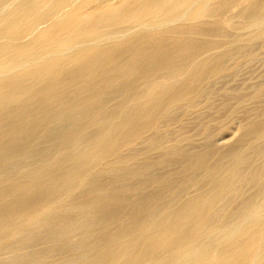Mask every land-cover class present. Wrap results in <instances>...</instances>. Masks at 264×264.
<instances>
[{"label": "bare ground", "instance_id": "bare-ground-1", "mask_svg": "<svg viewBox=\"0 0 264 264\" xmlns=\"http://www.w3.org/2000/svg\"><path fill=\"white\" fill-rule=\"evenodd\" d=\"M263 61L264 0H0V264H264Z\"/></svg>", "mask_w": 264, "mask_h": 264}, {"label": "rangeland", "instance_id": "rangeland-1", "mask_svg": "<svg viewBox=\"0 0 264 264\" xmlns=\"http://www.w3.org/2000/svg\"><path fill=\"white\" fill-rule=\"evenodd\" d=\"M109 1H111V2H114L115 0H109ZM238 9V7L237 8H235L232 12H226V13H224L223 15H222V19L223 20H226V19H228L231 15H233L234 14V12H236V10ZM235 19L234 18H231V21L233 22ZM232 30V29H231ZM26 39V38H25ZM24 40V39H23ZM255 65V66H254ZM254 65H252L253 66V70H255V71H258V72H261V71H263L264 70V61L261 63V62H258L257 64H254ZM255 68V69H254ZM259 68V69H258ZM262 68V69H261ZM258 69V70H257ZM260 70V71H259ZM264 72V71H263ZM243 77H245V74L244 75H242ZM247 77V76H246ZM229 127H234L235 129H236V126L234 125L233 126V124H230V126H228L227 128H226V131H224L223 133H221V135L220 134H218L217 136H219V137H215L214 138V140H213V142H214V144L215 145H217V146H221V145H223L226 141H229V139L231 140V138L233 137V135L235 136L236 135V132H233L232 130H234V128H229ZM230 129V130H229ZM229 130V131H228ZM234 138V137H233ZM216 139V140H215Z\"/></svg>", "mask_w": 264, "mask_h": 264}]
</instances>
